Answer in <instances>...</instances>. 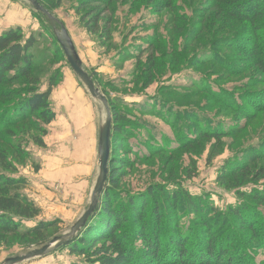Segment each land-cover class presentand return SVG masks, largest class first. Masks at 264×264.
<instances>
[{
  "label": "rangeland",
  "instance_id": "rangeland-1",
  "mask_svg": "<svg viewBox=\"0 0 264 264\" xmlns=\"http://www.w3.org/2000/svg\"><path fill=\"white\" fill-rule=\"evenodd\" d=\"M42 1L55 21L35 10L27 0H0V31L21 28L28 37L36 34L39 42L35 59H41L42 64L34 74L41 79L43 88L46 89L50 75L56 70L59 72L50 98L56 119L48 127L44 147L26 136L21 146L25 150L23 156L12 152L10 157L17 168L14 174L28 180L20 192L39 209L35 220L24 221L23 230L36 226L40 220L59 221L42 232L46 242L41 245L34 238L8 236L5 244L0 245V264L69 234L89 207L96 184L92 191L84 190L78 180L73 185L53 183L40 174L50 156L58 154L59 147L55 146L58 142L54 140L56 129L64 134L68 130L76 136L72 126L77 115L96 116L103 125L107 120L103 102L92 98L57 44L54 28H60L58 23L68 30L83 69L108 101L111 116L109 101H114L119 110L143 122L140 128L130 124L136 131L133 135L146 140L154 136L159 142L166 139L162 145L165 148L171 143L170 150L163 149L164 152H157L150 159L136 161L130 154L128 158L133 164L118 169L123 172L121 189L135 194L159 185L166 186L170 193L182 188L187 190L194 199L205 201L207 210L212 209L205 216L214 234H238L251 246L253 258L264 263V246L262 241L258 242L251 226L244 227L226 215L231 206L238 204V191L245 194L263 190L264 180L241 185L237 175L236 180L230 177L220 181L222 170L229 162L238 167L243 165L245 155L250 159L264 149V106H260L264 100L257 98L254 103L250 102L252 97L264 96V74L251 65L249 55L241 50L251 46L250 25L209 11L210 0H174L173 6L166 9L161 8L164 5L159 4L160 0H118L107 6L99 0ZM93 14L100 17L99 34H92L86 27ZM204 30V34L196 36ZM21 83L9 85L8 89L17 88ZM78 90L84 92L82 99L87 107L77 97ZM237 101L253 105L252 111L248 109L256 113L253 119L245 116L247 111L244 107L239 109ZM125 104L134 105L137 111L129 110ZM63 118L69 122L67 128L56 125ZM28 124L18 127L17 133L27 129L31 136L36 135L34 127ZM186 125L194 133L189 138L183 134ZM214 133L221 135L214 136ZM187 139L193 144L186 143ZM18 140H12L13 144ZM131 140L134 145H140L141 152L149 154L138 138ZM257 157L249 167L253 171L264 169V156ZM236 158L241 161L237 162ZM180 202L181 207L187 203L185 198ZM258 205L254 210L258 215L254 231L264 230V204ZM249 214L253 218L254 214ZM184 216L183 227L199 223L193 213L186 212ZM247 221L250 225V218ZM85 259L71 249L59 248L20 264H87Z\"/></svg>",
  "mask_w": 264,
  "mask_h": 264
},
{
  "label": "trees",
  "instance_id": "trees-1",
  "mask_svg": "<svg viewBox=\"0 0 264 264\" xmlns=\"http://www.w3.org/2000/svg\"><path fill=\"white\" fill-rule=\"evenodd\" d=\"M36 1L51 12L42 0ZM87 1L90 0L85 2ZM99 1L107 6L118 0ZM173 3L174 0L159 2L164 5L161 8L165 9L172 7ZM208 7L209 11L250 25L251 46L241 50L249 55L251 65L264 74V0H210ZM90 17L91 22L86 27H89L92 34H99V15L93 14ZM204 33L205 30L196 36ZM38 42L39 38L35 33L28 37L21 28L0 31V245L5 244V240L11 235H17L21 239L34 238L38 245L44 244L46 238L42 232L53 228L59 221L40 220L36 226L23 230L24 221L35 220L39 216V209L20 192L28 180L14 174L17 168L10 158L12 152L16 156H23L25 150L21 146L26 136L37 146L44 147V140L49 135L48 127L56 119L50 98L59 72L56 70L50 75L46 89L42 87L41 79L34 74L42 64V60L35 59L34 54ZM236 48L240 49L238 46ZM15 83L21 84L17 88L8 89L9 85ZM261 97H264L263 94L260 98L252 97L250 102L254 103L257 98L264 100ZM237 102L239 109L244 107L247 111L245 116L253 119L256 114L250 113L253 105ZM109 105L114 117L111 129L112 152L105 191L97 212L88 224L68 245L60 248L71 249L74 254L85 257L87 264H261L253 258L251 246L238 234H214L209 229L210 224L205 216L212 209L207 210L205 201L197 199L198 197L194 199L187 190L182 188L170 193L166 186L159 185L157 188L150 186L148 190L135 194L129 191L125 193L121 189L120 176L122 177L123 172L118 169L120 166L127 168L133 164L128 158L130 154L134 155L136 161L150 159L157 152H164L163 149L170 150L171 143H165V148L162 145L166 139L159 142L154 136H151V140H146L133 135L136 131L130 124L140 128L143 127V122L127 111L119 110L116 102L109 101ZM125 107L133 110L135 106L125 104ZM134 110L137 111L136 108ZM23 123H29V127H34L33 131L37 134L31 136L27 129H20V133H17L18 127ZM191 132L190 125L184 126L183 134L187 138L194 135ZM132 138H138L141 145L150 151L149 154L141 152L138 149L140 145H134ZM17 139L19 142L13 144ZM185 142L193 144L189 139ZM261 155L264 156L263 148L250 159L245 155L243 165L235 167L229 162L222 170L220 181L229 180L230 177L236 180L238 175L241 185L247 181L258 184L264 180V169L253 171L249 167ZM235 160L241 161L239 158ZM181 198L187 201L183 207L180 206ZM238 198V204L227 210V218L244 227L251 226L258 242L262 241L264 246V230L254 231L253 228L258 222V215L254 210L258 204H264V189L245 194L238 191ZM247 199L254 203H249ZM186 212L197 216L199 223L183 227ZM249 212L254 214L253 218ZM248 218L250 225L247 223Z\"/></svg>",
  "mask_w": 264,
  "mask_h": 264
},
{
  "label": "crops",
  "instance_id": "crops-1",
  "mask_svg": "<svg viewBox=\"0 0 264 264\" xmlns=\"http://www.w3.org/2000/svg\"><path fill=\"white\" fill-rule=\"evenodd\" d=\"M83 93L78 90L77 97L82 99ZM81 102L85 107L88 106L83 99ZM79 107L81 105H78ZM56 125L67 128L69 122L64 119ZM102 125L98 123L96 116L93 118L86 114L85 117L77 115L74 118L72 128L77 132L76 136L71 135L68 130H65L64 134L56 129V137L54 138V134L53 138L58 142L55 145L59 147L58 154L50 156L43 166L41 177L46 181H57L66 185H73L78 180L82 189L91 190L99 176V130Z\"/></svg>",
  "mask_w": 264,
  "mask_h": 264
},
{
  "label": "water",
  "instance_id": "water-1",
  "mask_svg": "<svg viewBox=\"0 0 264 264\" xmlns=\"http://www.w3.org/2000/svg\"><path fill=\"white\" fill-rule=\"evenodd\" d=\"M29 1L35 10L41 12L43 15H46L51 20L55 21V18L50 15V13L44 9L43 6L36 0H27ZM60 28L55 29V37L57 43L62 48V51L67 58V61L72 69V71L78 76V78L84 83L90 92L93 99H97L103 102L106 113L107 120L103 127L100 129V137H99V173L98 179L96 181L95 186L93 187V191L91 194L89 207L84 212L80 220L72 227L69 234H66L63 237H56L50 243L41 247V249H35L33 251L28 252L24 256H16L10 259H7L2 264H20L27 262L31 259L41 258L42 256L48 255L50 253L55 252L60 247L68 245L71 240H73L78 233L84 229V227L90 221V218L97 212L99 208L100 198L105 191V186L108 180V171L110 165V156H111V139H112V116L109 110L108 101L104 97V95L100 92V90L95 87L92 78L90 75L83 69L82 60L78 56L74 43L71 40L69 32L65 27H63L60 23H58Z\"/></svg>",
  "mask_w": 264,
  "mask_h": 264
}]
</instances>
